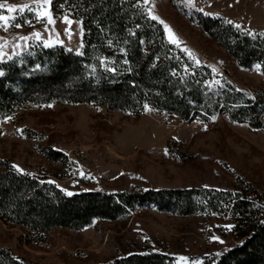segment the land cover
<instances>
[{
	"label": "rangeland",
	"instance_id": "rangeland-1",
	"mask_svg": "<svg viewBox=\"0 0 264 264\" xmlns=\"http://www.w3.org/2000/svg\"><path fill=\"white\" fill-rule=\"evenodd\" d=\"M54 1L3 0L6 6L17 5L13 12L3 10L4 15L17 17L9 23L23 26L0 29V37L7 40L0 65L45 43L76 53L83 50L82 22L64 4L53 10ZM134 7L162 27L178 59L175 75L198 74L204 91L220 100L228 93L240 95L239 101L251 103L245 107H261L255 120H236L228 109L232 105L223 101L213 114L198 111L191 120L148 104L133 112L98 103L28 102L0 117V159L18 166L17 172L56 185L66 195L199 189L228 193V200L222 201V211L207 208L190 215L148 203L114 221L94 220L79 230L55 228L44 233L0 217V248L19 260L104 264L151 252L167 254L173 264H213L243 242L235 235L237 219L231 210L235 199L250 201L264 217V72L259 63L240 66L207 33L201 17L231 21L250 35L264 34V0H193L192 5L186 0H154L148 5L134 0ZM148 8L168 30L151 19ZM48 18L55 22L47 23ZM103 62L107 71H114V61Z\"/></svg>",
	"mask_w": 264,
	"mask_h": 264
},
{
	"label": "trees",
	"instance_id": "trees-1",
	"mask_svg": "<svg viewBox=\"0 0 264 264\" xmlns=\"http://www.w3.org/2000/svg\"><path fill=\"white\" fill-rule=\"evenodd\" d=\"M65 5L82 22L83 50L64 46L38 47L0 65V117L33 102L98 103L110 109L139 112L144 104L191 120L198 111L213 114L223 101L238 121H254L257 106L240 95L218 99L206 93L201 80L191 74H174L178 59L163 29L134 7V0H55L53 10ZM207 33L242 67L261 64L264 72V34L250 35L221 19L201 16ZM114 61L107 71L103 61ZM234 94V95H233ZM234 110V112H233ZM56 156L60 153H56ZM228 193L199 189L119 192H74L66 195L52 183L17 172L0 159V217L37 233L55 228L82 229L94 220H117L145 204L190 215L209 209L222 211ZM206 200L207 205H203ZM235 235L243 242L213 264H264V217L250 201L236 200ZM0 264H30L0 248ZM104 264H173L164 253L141 252Z\"/></svg>",
	"mask_w": 264,
	"mask_h": 264
},
{
	"label": "snow or ice",
	"instance_id": "snow-or-ice-1",
	"mask_svg": "<svg viewBox=\"0 0 264 264\" xmlns=\"http://www.w3.org/2000/svg\"><path fill=\"white\" fill-rule=\"evenodd\" d=\"M43 2H44V3H50L51 0H43ZM150 2H152V3L154 4V0H142V3H143L144 5H148ZM186 2H187L189 5H192V4H193V0H186ZM25 7H27V6H25ZM5 8H7V11H8V12H13V11L17 8V5H7V6H6V4L3 2V0H0V29H2L3 31L6 32V31L8 30V27H9V26H11V27H16V28H20V27H22L23 25H22V23H20V22H16V23H12V24L9 23V21H16V20H17V17H16V16H11V17H9V16L4 15V14H3V10H5ZM20 11H21V15H23L24 9L21 8ZM29 11H33V9H31V8L29 7ZM200 11H203V10L201 9ZM147 13H148V15L151 17L152 20H158L161 24H164L165 29L168 30V25L165 24L163 20H160L158 16H156V15L153 14V12H152V8H148V9H147ZM54 22H55V21H54L53 18H48V20H47V23H54ZM24 23H27V24H29V26H31V23H32V22H31L30 20L25 19V20H24ZM228 23H232V22H231V21H228ZM237 27H239V25H237ZM33 35H34L35 37H37V38H39V36H40L39 33H34ZM18 39H20V40H24V41H27L29 38H28L27 36H20V37H18ZM0 41H3V43H0V60H2V59H3V56L5 55V54L3 53V48L6 46V44H7V40H6L5 37H0ZM47 46H48L47 43H45V47H47ZM15 47H20V45H19V44H16ZM185 51H188V50L185 49ZM188 55H189V57H191L193 60H195V62H196L197 65H199L200 61L197 60V59L195 58V56H194L193 53H191L190 51H188ZM8 58L11 59V57H8ZM108 70L111 71V70H113V69H108ZM215 71H216V69L213 68V72H215ZM3 75H4L3 71H0V76H3ZM215 83H216V84H219L220 81L217 80V81H215ZM147 107H148V106L145 105V108H146V109H147ZM213 119H214V118H213ZM17 167H18V166L13 165V168H17ZM228 227H231V226H228ZM221 243H223V241H221ZM217 255H220V253H217ZM180 259H187V258H185V257H181Z\"/></svg>",
	"mask_w": 264,
	"mask_h": 264
},
{
	"label": "built area",
	"instance_id": "built-area-1",
	"mask_svg": "<svg viewBox=\"0 0 264 264\" xmlns=\"http://www.w3.org/2000/svg\"><path fill=\"white\" fill-rule=\"evenodd\" d=\"M194 76H196V74H194Z\"/></svg>",
	"mask_w": 264,
	"mask_h": 264
}]
</instances>
